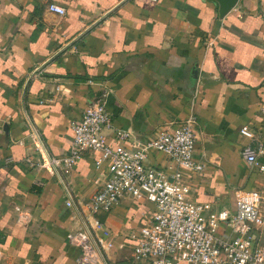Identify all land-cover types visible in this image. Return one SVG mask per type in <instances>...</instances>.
I'll return each mask as SVG.
<instances>
[{"label": "crops", "instance_id": "0c3cea01", "mask_svg": "<svg viewBox=\"0 0 264 264\" xmlns=\"http://www.w3.org/2000/svg\"><path fill=\"white\" fill-rule=\"evenodd\" d=\"M104 89L111 146L117 130L131 133L127 146H141L196 116L195 159L205 168L185 172L195 202L234 212L238 192L264 189V0H240L223 18L214 0H1V263L76 264L80 250L67 236L82 220L66 205V187L89 200L107 164L85 152L65 184L26 160L41 162L44 150L67 157L72 123ZM147 163L179 170L157 153ZM16 206L31 213L28 226L18 225ZM154 211L126 198L97 214L112 233L104 264H135L134 238ZM220 235L237 234L223 225Z\"/></svg>", "mask_w": 264, "mask_h": 264}, {"label": "built area", "instance_id": "2783aa9c", "mask_svg": "<svg viewBox=\"0 0 264 264\" xmlns=\"http://www.w3.org/2000/svg\"><path fill=\"white\" fill-rule=\"evenodd\" d=\"M49 10L65 15V9L56 4ZM110 94L111 90L104 89L87 105L82 118L72 123L74 136L67 157H52L44 150L41 162L26 160L30 167L48 170L62 182L85 152L100 154L98 165L107 164V180L89 200H74L66 187L70 196L66 205L82 220L80 228L67 236L70 245L80 250L76 264H104L103 253L112 233L97 214L110 213L126 198L155 207L134 238L135 264H264V189L238 192L234 212L213 211L210 205L195 202L185 172L200 174L205 168L195 159L196 116H188L177 128L168 127L141 146H127L131 133L117 130L116 143L111 146L104 136V131L112 129V115L107 110ZM241 134L253 136L247 127ZM152 153L168 158L179 170L169 175L150 166L147 161ZM247 158L258 165L255 154ZM15 211L19 226L31 223L27 209L16 206ZM223 225L237 235L221 236ZM3 257L0 250V264Z\"/></svg>", "mask_w": 264, "mask_h": 264}, {"label": "water", "instance_id": "95a60500", "mask_svg": "<svg viewBox=\"0 0 264 264\" xmlns=\"http://www.w3.org/2000/svg\"><path fill=\"white\" fill-rule=\"evenodd\" d=\"M219 5V14L223 18L234 9L240 0H214Z\"/></svg>", "mask_w": 264, "mask_h": 264}, {"label": "rangeland", "instance_id": "374dc122", "mask_svg": "<svg viewBox=\"0 0 264 264\" xmlns=\"http://www.w3.org/2000/svg\"><path fill=\"white\" fill-rule=\"evenodd\" d=\"M1 264H3V263H1Z\"/></svg>", "mask_w": 264, "mask_h": 264}]
</instances>
